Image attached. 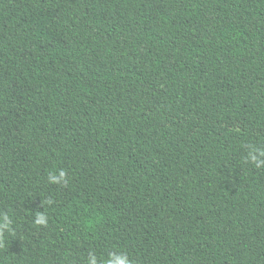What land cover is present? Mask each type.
I'll return each instance as SVG.
<instances>
[{
    "label": "trees",
    "instance_id": "trees-1",
    "mask_svg": "<svg viewBox=\"0 0 264 264\" xmlns=\"http://www.w3.org/2000/svg\"><path fill=\"white\" fill-rule=\"evenodd\" d=\"M249 144L264 0H0V264H264Z\"/></svg>",
    "mask_w": 264,
    "mask_h": 264
},
{
    "label": "clouds",
    "instance_id": "clouds-1",
    "mask_svg": "<svg viewBox=\"0 0 264 264\" xmlns=\"http://www.w3.org/2000/svg\"><path fill=\"white\" fill-rule=\"evenodd\" d=\"M247 147V155L244 157L246 163H250L257 169L264 168V147L257 146L256 144H249ZM48 183L55 185H67V172L63 169L57 171H50L48 174ZM48 204L53 201L48 200ZM43 206V202H42ZM34 224L36 226H47L48 217L46 212H40L39 210L35 213ZM5 232L13 233L12 220L7 213L0 216V247H3V240ZM88 264H99L97 257L94 254H90ZM104 264H130L129 257L126 253L117 255L110 253L108 258L104 260Z\"/></svg>",
    "mask_w": 264,
    "mask_h": 264
}]
</instances>
